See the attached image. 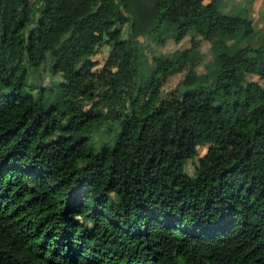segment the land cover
Returning a JSON list of instances; mask_svg holds the SVG:
<instances>
[{
	"label": "trees",
	"instance_id": "16d2710c",
	"mask_svg": "<svg viewBox=\"0 0 264 264\" xmlns=\"http://www.w3.org/2000/svg\"><path fill=\"white\" fill-rule=\"evenodd\" d=\"M216 1L0 0V264H264V37Z\"/></svg>",
	"mask_w": 264,
	"mask_h": 264
},
{
	"label": "rangeland",
	"instance_id": "374dc122",
	"mask_svg": "<svg viewBox=\"0 0 264 264\" xmlns=\"http://www.w3.org/2000/svg\"><path fill=\"white\" fill-rule=\"evenodd\" d=\"M218 9L219 11L224 12V13H233V12H228L227 10H225L223 8V5H219ZM241 14L245 15L248 19L252 21V26L254 30V35H253L254 37H250L248 40L244 39L241 43L242 44L250 43L251 40H253L254 38L264 37V28H261L262 24L258 25V23H256L257 18L259 17L260 21L263 22L264 24V6L260 10L254 13L251 12V14H248L247 10L246 11L243 10ZM121 33H122V37L124 38L128 36L127 35L128 34V24L121 27ZM136 40L142 47V52H143L144 59H145L144 61L146 62V64H144L143 66L145 75H149L154 70L155 65L151 61V58L154 55H158V54L169 55L174 50L183 49L189 46V39H186V41H184V43H182L179 46L169 41L160 47H157L156 45H154L153 41L150 38L145 37V36H142V37L140 36ZM199 49L202 52V54H204L203 61L201 63L209 64L211 57H209L210 48H209L208 43L204 42L200 44ZM108 52H109V46L103 45L100 48L99 53L92 57V59L98 62V65L94 68V70H99L101 68L104 60L108 56ZM180 78L181 77H176L175 79H170L166 83H164L162 87V94L165 95L168 91L174 89L178 85ZM60 81H61L60 75L58 74L53 75L51 73L49 69V60H47L44 64H42V66L35 73L33 74L31 73L27 78V84H32L35 87L34 91L32 92L33 95H35L37 91H39L41 88H47L52 85L56 86ZM116 131H117L116 120L109 121L107 124H105L103 127V131L101 128L95 134L96 140H98V142L95 144V147L97 148L102 142L110 141V139L113 137ZM204 151H205L204 148H199L198 154L201 155L204 153ZM195 165H196V158L192 160H188L186 162L185 171L190 176H192L194 173Z\"/></svg>",
	"mask_w": 264,
	"mask_h": 264
},
{
	"label": "crops",
	"instance_id": "0c3cea01",
	"mask_svg": "<svg viewBox=\"0 0 264 264\" xmlns=\"http://www.w3.org/2000/svg\"><path fill=\"white\" fill-rule=\"evenodd\" d=\"M209 1L210 0H203L204 3ZM216 3L217 6L224 4L228 5L230 10L229 12H233L231 14H241L244 9L245 11L247 10L248 14H251V12L254 13L264 6V0H253L250 4H246L244 0H217ZM256 23H258V25L262 24L261 28H264V24L260 21L259 17L257 18Z\"/></svg>",
	"mask_w": 264,
	"mask_h": 264
}]
</instances>
